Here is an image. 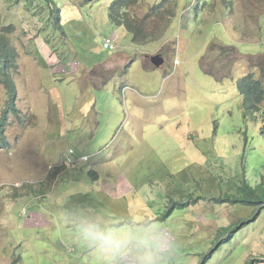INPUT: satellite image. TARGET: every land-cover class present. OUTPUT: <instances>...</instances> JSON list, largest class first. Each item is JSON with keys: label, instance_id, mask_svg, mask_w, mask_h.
Instances as JSON below:
<instances>
[{"label": "rangeland", "instance_id": "obj_1", "mask_svg": "<svg viewBox=\"0 0 264 264\" xmlns=\"http://www.w3.org/2000/svg\"><path fill=\"white\" fill-rule=\"evenodd\" d=\"M71 1L51 0L48 5L44 0H0V26L15 25L8 35L19 53L14 74L19 112L7 116L0 134L5 143L0 148V264L18 259L15 264H110L83 236L81 226L89 221L105 227L130 221L152 225L167 241L156 256L157 264H202L203 254L230 235L232 240L214 252L210 264H264V207L252 218L253 207L216 205L211 200L228 190L217 179L224 176L219 167L224 157L226 179L242 171L245 163L246 177L255 184L262 181L264 168L252 172L264 161V137L258 134L262 126L255 128L257 149L251 150V139L246 144L242 138L246 129L249 138L254 129L242 116L237 85L219 82L202 70L213 47L237 45L243 53L261 47L241 43L230 24V6L216 0H178L179 9L173 10L178 14L167 30L174 45L164 38L169 23L163 12L143 23L145 32L159 30L163 38L139 45L127 29L111 23L102 1L96 10L83 9V24L67 27L65 37L54 30L53 8L66 9ZM242 2L235 0L236 11H245L233 23L257 24V19L246 20V14L258 13L253 4ZM188 8L195 15L187 18ZM197 14L202 18L196 20ZM24 28L38 38L37 44L24 43ZM111 35L119 38L118 51L103 47ZM158 51L166 52L165 65L146 70L142 56ZM176 51L179 61L173 74H164L163 68L174 65L170 53ZM119 52L127 70L118 66L109 81L108 70L93 72ZM236 57L235 62L243 63ZM47 61L61 73L45 70ZM164 76L173 78L165 81ZM123 78L135 89H123ZM6 92L1 85L0 117L9 107ZM180 180L186 182V195L174 191L183 185ZM191 193L204 198L164 218L173 200L188 202ZM243 218L252 219L239 226V233L219 235Z\"/></svg>", "mask_w": 264, "mask_h": 264}, {"label": "clouds", "instance_id": "obj_2", "mask_svg": "<svg viewBox=\"0 0 264 264\" xmlns=\"http://www.w3.org/2000/svg\"><path fill=\"white\" fill-rule=\"evenodd\" d=\"M44 1L48 5L51 4V2H49L51 0H44ZM100 1L103 2L104 12L106 14L109 13V19L111 23L127 29L132 34L133 41L139 45H145L151 41H155L157 36L163 38L162 35H158V33L160 32L159 30L154 31V33L145 32L144 24H143L144 21H147V19L149 18L155 19L156 16H158L161 12H163L166 15L165 20L168 21L169 23L167 25V28H165L164 30V35H165L164 38L166 39L167 42L169 41V42H172L173 45L175 44L174 41L172 40L174 37H169L167 30L170 24L172 23V21L176 18L178 14V9L180 5V2L178 0H162L154 4V6H149L147 3V0H72L70 2L69 7L66 8L68 12L64 13V15L67 14V16L66 17H64V15L62 16L63 19H62L61 24H63V27L65 29L71 26L74 22H79L83 24L82 19H81L82 16L84 15L83 9L95 8L96 10L98 8V3ZM216 1L218 4L225 2L223 3V5H225L226 7L230 6L231 8L230 24L232 25L233 32L240 37L241 43L251 44V45L257 44L261 47V50L255 53H243L237 45H234V46L233 45H222V46L213 47L210 61L206 65L202 66V70L204 71L205 74L214 76L216 80H218L219 82L225 83L226 81H231L234 84H236L239 90L240 97L242 98L241 99L242 102L240 106H241L242 116L247 121L246 125H249L248 122L249 123L256 122L260 124L261 126H263L261 113L264 108V22L261 20V16L264 14V0H243L242 3H252L254 6L253 7L254 10L258 12V13H255L256 17L254 16V14H251V13L248 15L246 14V20L252 21L253 19H257V24L251 25V26L246 25L245 23H241L240 25H235L233 23L236 16H238L241 12L245 11L244 7H241L239 12L236 11L238 4L235 3V0H216ZM198 4L199 3H195V6L199 7ZM141 5H143V10L145 12L143 16L139 14V10H141V7H140ZM186 6L189 7L188 4H186ZM175 8H178V9L174 12L173 10ZM54 9L58 10V9H64V8H62L60 5H55L53 10ZM196 9H199V8H196ZM184 10L185 9H183L182 12ZM199 11L201 10L199 9ZM92 13L93 11L88 15L90 16ZM54 14L52 17L53 19H54ZM191 14H192L191 9L188 8V11L186 14L187 18ZM193 15L195 14H192V16ZM202 16H203L202 14L200 15L197 14L196 20L198 19V17L202 18ZM117 18L122 19L123 22L115 21V19ZM201 18L199 19V21L201 20ZM72 19L75 21H73L70 24ZM54 20H55V25L53 26L54 30H59L56 27V19ZM9 26H11L10 29L6 31L5 33H6L7 39L9 40L11 44L10 48L13 50V53H14L13 64L9 67L10 87L8 85L6 86L3 84H0V86L3 85V87L7 91L6 94L9 98V101H8L9 106L11 105V103H13L17 109L16 96L18 95V91H17L14 74H15V70L17 67L19 53L17 51V47L12 42L11 37H9L8 35L10 32L15 31L14 30L15 25H4V26H0V28L9 27ZM145 27H146V23H145ZM30 32L31 30L24 28L22 29L20 36L22 37L24 43L26 44H30V43H31L30 45L37 44L38 38L34 39L32 33ZM62 34L65 37L67 36L66 31H62ZM118 39L119 38L117 37V35H111L110 37L105 38L104 43H103L104 49L111 51V52L118 51L120 48V45L118 44ZM166 46H169V45L167 44ZM178 52L179 51H176V54L170 53V60L174 63V65L163 68L162 71L164 74H167V75L173 74L174 72L173 67L176 66L175 62L179 61ZM165 54L166 52H160V53L153 54V55H150V54L145 55V56H142L141 62L143 66L145 67V69L148 71L153 70L155 68H162L165 65L166 60H167ZM245 55H248L250 57L245 59ZM236 56H238L243 61V63L239 65L238 62H235L237 59ZM123 57H124V54L122 52H119L115 54V57H112L108 59L107 61L96 65L95 70L93 72L97 71L98 69H103V73H105V71L108 70L109 73H106V75L109 81L110 79L115 77L116 75L115 69L118 66H121L125 70H127L126 64L123 66L120 63L121 61H123ZM251 57H254V58H251ZM158 61H162V62L160 64H157ZM63 62L65 63V61ZM75 63H78L77 67L80 66V63L78 61L73 62V63L70 62L71 65ZM46 65L47 66L45 67V70L47 67H49L52 72L61 73L60 70H55L54 68H52L51 64L48 61ZM149 65H150V68H148ZM67 68L71 69L70 66H67ZM45 75L49 76L46 71H45ZM172 78H173L172 76H164L165 81H169ZM181 81H182V78H179L177 81V84H176L177 90H179V87L181 86ZM122 88L127 89V90L135 89V87L129 84L128 81L125 80V78L122 79ZM12 94H14L13 100H12ZM10 110L11 109L7 107L5 110H3V113L5 111H9L8 115L10 113H13L16 115L19 112V109H17L16 112H12ZM6 124H7V118L5 121H3V126L0 127V134H2L4 130V126ZM258 124L252 125V127L254 128V131L256 130L255 128L256 126H258ZM254 139H255V135H254L253 140ZM242 140L246 144L249 143V141L247 142L245 140L244 136ZM4 145L5 143L1 144L0 142V148L3 147ZM223 159L225 160V157ZM237 162H239V159H237ZM225 163H226V160H225ZM246 166L247 165L244 163L242 171L246 170ZM237 168H238V164L236 166V169ZM184 170L186 169H183L182 171ZM56 171L58 170L56 169ZM182 171L180 172V174H182ZM58 173L59 171L56 173V176ZM170 177L172 179H176L175 174H172ZM96 179H98V175L95 178V180ZM187 182H191V181H187ZM200 185L201 184H199L198 182V186L201 189ZM176 190H178L177 186H175L174 188V191ZM47 194L48 193L44 191L43 196H47ZM181 194L183 195L185 193H181ZM189 196L191 198L189 200L190 203L187 206L181 207V208H186L191 205H194L198 200H203L204 198V196H199L197 198H194V193L189 194ZM219 196H213V197H219ZM213 197H211V200H213ZM175 200L182 201L181 198H177ZM195 200L197 201L194 202ZM213 203L216 205L220 204V203L215 202L214 200H213ZM63 204L65 203L56 205L55 207L57 208V210H59V206ZM49 205L54 206L53 204H49ZM225 205H230V204L225 203ZM165 209H166V205L161 210L165 211ZM176 210L177 209L175 208L173 212H171L167 217L164 216L165 219L172 216V214ZM257 216L258 215L255 214L252 218H256ZM250 220L246 221V223L250 222ZM81 227H82V233H83L84 238L88 240L89 242H91L92 244H94L99 250H101L109 258L110 264H157L156 256L161 252V250L164 247H166V244H167V241L157 233L155 228L152 225L147 224L146 222L130 221L126 226L105 227L103 224L99 222L89 221L85 223L84 225H82ZM226 232L233 233L230 231H226ZM219 235L223 236L220 233ZM232 236L234 235H230L231 238ZM225 239L218 240L216 243H214L215 249L214 247H212L211 250L203 254L202 264H210L212 262L211 260L213 259L212 256L214 252L217 253V251L220 249L222 245L228 244L232 240L230 239L228 243H225L223 242ZM207 254L211 256L209 259L204 260ZM20 260L21 259L15 260L13 264H15L16 262L19 263ZM248 262L249 264H251L252 260H248Z\"/></svg>", "mask_w": 264, "mask_h": 264}, {"label": "trees", "instance_id": "obj_3", "mask_svg": "<svg viewBox=\"0 0 264 264\" xmlns=\"http://www.w3.org/2000/svg\"><path fill=\"white\" fill-rule=\"evenodd\" d=\"M54 19H56V27L59 30L65 31V28L63 27V24H61L62 22V16L64 15L65 12H68L67 9H54ZM64 17H66V15H64ZM122 17V16H121ZM115 21L117 22H123L122 19H115ZM10 29V27H3L0 28V84L3 85H8L10 87V73H9V67L13 64V58H14V53L13 50L10 48V42L6 37V31H8ZM14 98V94H12V100ZM9 108L11 109L10 111L12 112H16L17 109L15 107V105L13 103H11V105L9 106ZM9 111H5L3 113V116L0 118V127L3 126V121L6 120L7 116H8ZM261 118H262V128H261V132L258 134H260V137L263 136L264 137V108L263 111L261 113ZM248 124L251 126V131L254 129L252 127V125L258 124V123H249ZM254 130L250 133V138L247 132H245V140H249L250 141V147L251 150L257 149V147L255 146V144L253 143V138H254ZM253 134V135H251ZM263 149H260V152H262ZM261 155V153H260ZM258 161L259 158L257 157ZM219 167L221 168V172L224 174L220 176V178H217L219 181L222 180L225 182V184L227 185L228 190L225 193H222L219 197H213V200L217 203H229L232 205H236L238 207H244V208H248V207H253L256 209V214L258 215L259 213H261L262 208L264 207V175L262 178V181L260 183H253L252 180L248 177H246L245 172H237L234 174V176L231 177V179H229V177L226 179V168H227V164L225 163V160L223 159H219ZM262 168H264V161L258 162L256 165L253 166L252 168V172H255L257 170H261ZM216 179V178H214ZM183 185L182 186H177L178 191L181 193H185L186 192V183L185 182H181ZM197 200H195L194 202H196ZM190 203V201L188 202H182V201H175L173 200V204L170 207V209L165 212V217H167L171 212H173V210L179 209L181 207H185ZM164 217V218H165ZM250 219L243 218L242 220L239 221L238 224H234V225H230L228 227H224L220 230V234H224L226 231H230L233 233H239V226L244 225L246 223V221H249ZM231 239V237H228L227 239H225L223 242L228 243L229 240ZM215 249V247H214ZM213 249V250H214ZM212 250V251H213ZM211 255L207 254V256L204 258V260L209 259Z\"/></svg>", "mask_w": 264, "mask_h": 264}, {"label": "water", "instance_id": "obj_4", "mask_svg": "<svg viewBox=\"0 0 264 264\" xmlns=\"http://www.w3.org/2000/svg\"><path fill=\"white\" fill-rule=\"evenodd\" d=\"M162 61H158L157 64H160Z\"/></svg>", "mask_w": 264, "mask_h": 264}]
</instances>
